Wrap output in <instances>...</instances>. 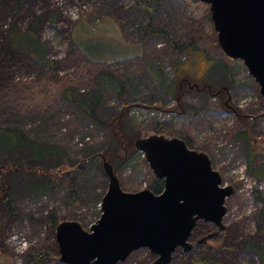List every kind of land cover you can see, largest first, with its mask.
<instances>
[{"label": "rangeland", "instance_id": "rangeland-1", "mask_svg": "<svg viewBox=\"0 0 264 264\" xmlns=\"http://www.w3.org/2000/svg\"><path fill=\"white\" fill-rule=\"evenodd\" d=\"M93 1L23 0L15 7L16 0H0V126L19 128L32 140L56 146L58 157L66 165L84 162L73 195L66 186L33 196L23 188L29 178L15 176L11 190L14 212L10 213L8 204L0 200V264H32L27 255L32 247L53 251L55 230L48 220L44 221L50 213L59 221L100 216V196L106 193L109 179L99 171L98 159L89 157L107 150L112 143L108 122L127 104L130 108L123 125L130 136L190 135L193 148L210 156L223 185L234 188V194L226 199L223 219L234 250L228 254L220 247L223 237L218 234L214 247L209 249L211 258L224 264H261L247 242L264 244V201L253 195L258 188L264 198V180L257 182L247 172L244 144L235 136L239 126L235 113L225 109L218 97L205 99L197 94L187 95L186 110L177 111V99L161 93L151 81L153 66H161L167 76L173 75L167 39L149 35L143 25V30H138L143 13L135 4L127 5L126 0ZM76 13L85 16L78 18ZM153 16L152 25L164 29L172 40L194 33L210 56L228 62L235 81L230 91L232 104L254 116L264 111L260 86L243 60L229 59L218 45L215 30L210 32L202 23L189 20L184 0L166 1ZM14 26L33 29L55 62L53 68L35 63L22 49L11 48L9 35ZM103 70L117 75L126 89L123 97L105 93L98 110L100 123L71 100L80 101L82 95L101 89L98 77ZM218 76L214 77L224 81L220 73ZM66 91L70 92L69 98L64 96ZM156 123L163 126L158 128ZM256 123L257 140L264 154V117ZM46 158L30 162L35 165L55 160L53 156ZM151 173L143 152L137 150L117 175L122 188L134 192L147 188ZM2 187L0 173V196ZM67 200L73 203L67 204ZM93 223L84 228L90 230ZM190 241L193 247L188 251L178 248L181 253L177 249L170 264H192L191 257L206 252ZM24 242L28 243L27 249L18 252ZM156 259L148 248H140L118 264H153Z\"/></svg>", "mask_w": 264, "mask_h": 264}, {"label": "trees", "instance_id": "trees-1", "mask_svg": "<svg viewBox=\"0 0 264 264\" xmlns=\"http://www.w3.org/2000/svg\"><path fill=\"white\" fill-rule=\"evenodd\" d=\"M86 2H94L93 0H85ZM168 0H126L127 5L135 4L140 8L142 15L141 25L138 30H146L149 35L159 36L167 39L168 48L171 53L169 66L172 68L173 75L167 76L163 68L150 67L151 81L156 88L164 94L173 95L177 99V106L174 107L177 111H185L187 105L186 97L190 94L203 96L205 99L210 97H218L222 106L227 110H232L237 119L239 126L235 132L237 139L244 144V154L246 157L247 172L257 181L264 180V154L260 151V145L257 140L258 131L256 130L257 119L264 117V111L257 116L250 115L244 110L239 109L230 101V91L235 87V81L230 75L229 64L223 59H217L208 53L207 49L201 47L194 33L185 34L184 38L172 40L164 29L155 28L153 24L154 12L165 5ZM185 7L189 12V20L202 23L210 32H214L213 21L210 12V6L197 0H184ZM23 0H16L15 7H18ZM56 19L55 14L51 15ZM9 44L13 49H19L27 52L32 60L37 64L48 65L54 67L55 62L48 57V49L46 45L36 36L33 29L21 30L14 26L9 35ZM74 44L79 49L80 45L74 41ZM224 77V81L217 79L219 73ZM215 76V77H214ZM98 83L101 89L92 90L81 96L80 101L71 100L77 103L81 110L87 113L95 122H100L98 110L103 102L105 93L114 95L115 97H123L125 93V84L110 70H103L99 73ZM70 92H65V97L69 98ZM72 99V98H70ZM124 100V98H123ZM125 104L124 101H122ZM130 105L123 106L122 110L109 120L108 124L112 131V143L105 152L95 153L89 159H98V169L107 179L105 164L108 163L113 167L117 174L124 165L127 164L132 154L137 151L136 141L142 139L138 134L127 133L124 123V118L127 117ZM161 128L163 124H155ZM160 126V127H159ZM126 133V134H125ZM167 136V135H166ZM168 137V136H167ZM179 137L186 141L187 145L192 146L193 140L190 135L186 136H170ZM114 143V145H113ZM198 150V149H197ZM139 151V150H138ZM199 151V150H198ZM28 155H23V154ZM47 156H53L55 160L44 161L43 164L33 165L30 161L47 159ZM56 146L48 143H40L30 139L22 130L15 127L0 126V173L2 174V192L0 200L8 204L10 213L14 212L13 198L11 190L14 187L15 178L18 176L27 177L28 185L24 186V191L30 195H43L61 190L64 187L70 188V195L77 192L76 180L78 170L84 169L83 164L76 165L64 164L61 158L58 157ZM61 161V162H59ZM16 176V177H15ZM147 188L154 193L159 194L164 190V179L156 177L151 173ZM31 180V181H30ZM254 197L263 202L264 198L261 191L256 188L253 191ZM104 194L100 196V204ZM72 204L73 201L67 200V204ZM261 213L264 215V205L261 208ZM101 215V214H100ZM98 218L100 216H97ZM91 215H85L79 221L83 227L89 223L95 222ZM48 220V221H47ZM45 222L50 223L52 230H55L61 222L57 219L54 213H50ZM227 230V229H226ZM222 236L223 239L219 246L231 254L234 250L228 242L226 231L219 232L213 224L205 221H198L197 226L193 230L191 240H194L196 248H205L204 254L191 257L192 264H224L221 261L213 260L209 254V249L215 244L216 235ZM55 248L53 251L43 247H32L27 252L32 264H63L60 262L57 249V242L54 241ZM247 245L258 255L261 264H264V244L260 241L247 242ZM178 252L181 253L180 249Z\"/></svg>", "mask_w": 264, "mask_h": 264}, {"label": "water", "instance_id": "water-1", "mask_svg": "<svg viewBox=\"0 0 264 264\" xmlns=\"http://www.w3.org/2000/svg\"><path fill=\"white\" fill-rule=\"evenodd\" d=\"M210 6L221 51L241 59L260 86L264 99V0H197ZM264 106V103H263ZM264 115V114H263ZM164 190L125 191L113 167L101 215L87 230L76 220L55 229L59 260L64 264H118L140 249L157 255L153 264H170L178 248L193 247L198 221L226 230V199L234 194L204 151L190 148L179 137L152 134L136 141Z\"/></svg>", "mask_w": 264, "mask_h": 264}, {"label": "clouds", "instance_id": "clouds-1", "mask_svg": "<svg viewBox=\"0 0 264 264\" xmlns=\"http://www.w3.org/2000/svg\"><path fill=\"white\" fill-rule=\"evenodd\" d=\"M28 247V243L24 242V244L22 245V247L18 248L17 251L18 252H23L24 250H26Z\"/></svg>", "mask_w": 264, "mask_h": 264}, {"label": "built area", "instance_id": "built-area-1", "mask_svg": "<svg viewBox=\"0 0 264 264\" xmlns=\"http://www.w3.org/2000/svg\"><path fill=\"white\" fill-rule=\"evenodd\" d=\"M76 16L79 18L80 16H85V14H83V15H81V14L77 15V13H76Z\"/></svg>", "mask_w": 264, "mask_h": 264}]
</instances>
